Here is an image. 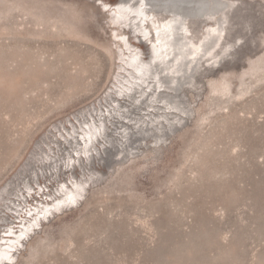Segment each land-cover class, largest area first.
<instances>
[{"label": "rangeland", "instance_id": "rangeland-1", "mask_svg": "<svg viewBox=\"0 0 264 264\" xmlns=\"http://www.w3.org/2000/svg\"><path fill=\"white\" fill-rule=\"evenodd\" d=\"M230 1L169 90L142 0H0L3 264H264V0Z\"/></svg>", "mask_w": 264, "mask_h": 264}, {"label": "bare ground", "instance_id": "bare-ground-1", "mask_svg": "<svg viewBox=\"0 0 264 264\" xmlns=\"http://www.w3.org/2000/svg\"><path fill=\"white\" fill-rule=\"evenodd\" d=\"M142 1L144 15L151 27L150 33H152V42L154 43L155 54L152 58H159L157 65L162 74V86L160 87L176 90L184 85L183 83L192 86L194 83L193 71L201 61L204 60L211 67H217L227 59V56L229 57V48L232 45L224 43L226 13L235 2L230 0ZM146 4L150 5L149 14H146ZM161 11L168 14V18L164 21L157 19V14ZM194 18H204L207 23L210 22L205 29H199L200 36L197 40L193 39L189 28V22ZM217 47L218 49L215 51ZM169 99L168 97L167 100L169 101ZM170 103L180 112H186L184 108L177 105L175 99H170ZM89 140H85V142ZM75 186L83 189L80 184ZM72 196V192L67 193V199H72ZM0 250V264H3V260L7 258V251Z\"/></svg>", "mask_w": 264, "mask_h": 264}]
</instances>
